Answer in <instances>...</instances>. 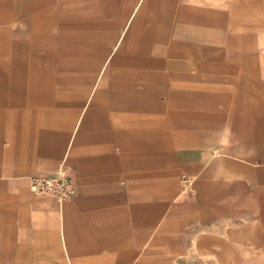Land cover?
I'll use <instances>...</instances> for the list:
<instances>
[{"label":"crops","instance_id":"1","mask_svg":"<svg viewBox=\"0 0 264 264\" xmlns=\"http://www.w3.org/2000/svg\"><path fill=\"white\" fill-rule=\"evenodd\" d=\"M0 264H264V0H0Z\"/></svg>","mask_w":264,"mask_h":264},{"label":"built area","instance_id":"2","mask_svg":"<svg viewBox=\"0 0 264 264\" xmlns=\"http://www.w3.org/2000/svg\"><path fill=\"white\" fill-rule=\"evenodd\" d=\"M29 189L33 195H45L59 203L70 200L74 194L72 180L60 170L52 177H32Z\"/></svg>","mask_w":264,"mask_h":264}]
</instances>
